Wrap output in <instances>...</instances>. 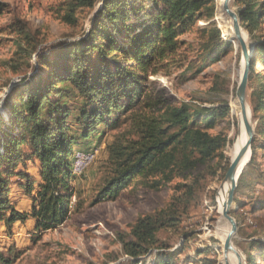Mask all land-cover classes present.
Here are the masks:
<instances>
[{
	"label": "trees",
	"instance_id": "obj_1",
	"mask_svg": "<svg viewBox=\"0 0 264 264\" xmlns=\"http://www.w3.org/2000/svg\"><path fill=\"white\" fill-rule=\"evenodd\" d=\"M221 2L218 0L217 16ZM101 3L86 36L44 53L37 72L13 87L3 105L8 115L5 120L0 115V222L9 235L17 223L32 220L35 232L43 233L70 219L74 202L78 206L80 198L74 185V152L99 135L101 127L124 131L107 147V172L95 205L117 200L136 180L147 189L160 190L215 159L226 161L224 170H229L224 151L230 140L209 132L230 116L227 103L214 109L189 103L172 106L147 94L150 77L179 66L187 45L181 37L191 31L197 30L201 36L199 58L203 64H216L233 52L234 43L222 38L221 30L228 35L227 30L213 21L217 0ZM234 3L243 28L254 40L249 88L257 125L248 165L255 168L258 153L264 152V39L257 35L264 28V0ZM76 6L93 9L95 0H77ZM145 8L146 19L132 24L131 17ZM8 9L0 2V18ZM201 21L208 23L205 28L198 26ZM17 32L21 40L33 39L25 27ZM32 167L37 173H31ZM248 173L244 170L239 179L234 202L246 188ZM216 174L214 170L212 176ZM201 179L178 184L167 209L139 217L130 233L119 237L127 264H148L149 256L153 259L150 264H177L183 251L168 252L170 247L159 233L180 226L184 214L197 202ZM14 186L30 201L29 211L17 209ZM261 193V198L251 200L252 215L264 211V190ZM260 223L249 235L247 264H264V221ZM193 261L188 259L190 264ZM12 263L0 248V264ZM203 263L217 264L208 259Z\"/></svg>",
	"mask_w": 264,
	"mask_h": 264
},
{
	"label": "rangeland",
	"instance_id": "obj_2",
	"mask_svg": "<svg viewBox=\"0 0 264 264\" xmlns=\"http://www.w3.org/2000/svg\"><path fill=\"white\" fill-rule=\"evenodd\" d=\"M0 2L9 7L8 12L0 18V115L5 120L8 114L3 105L12 88L37 72L41 56L44 53L48 55L51 48L83 39L102 3L101 0H95V7L92 9L77 7V0H0ZM231 7L238 12L239 8L234 0ZM146 12L147 8L133 15L131 23L138 25L143 22L146 19ZM217 13L218 0L216 20L213 21L217 26H223L224 21ZM207 24L201 21L198 26L205 28ZM21 27H25L34 40H21L17 32ZM221 32L224 40L234 43L231 54L216 64L209 62L203 64L199 58L201 36L197 30L191 31L181 37L187 45L183 49L179 66L150 77L147 94L151 99L162 98L172 106L189 103L197 107L214 109L227 103L231 108L230 116L220 120L217 127L209 132L213 135L221 133L230 140L224 151L230 166L232 155H229V151L231 148L234 150L239 138L238 118L233 116L231 106L238 100L237 88L243 62L241 47L237 41H232L224 31ZM247 35L245 33V39L254 46V40L248 32ZM257 35L264 39V28L261 34ZM35 47L38 49L33 50ZM29 53L31 57L28 56ZM258 68L262 69L261 66ZM247 95L250 101V88ZM253 124L255 129L257 122L254 119ZM123 131L101 127L99 135L75 150L94 151L97 158L74 182L80 193L79 203L77 206L75 200L72 215L63 225L52 231L36 233L34 222H30L23 226L15 225L12 235H9L4 223L0 222V248L13 260L12 264H127L128 258L124 255L119 237L129 234L131 226L139 217L167 209L176 194V186L190 183L191 179L196 177L202 178L197 188V202L193 203L187 214H184L178 228L161 231L159 238L170 247L168 252L183 251L177 264H190L188 262L190 258L194 260L192 264H204L203 261L206 259L211 263L216 261L217 264H227V260H231L216 234L220 220L217 211L218 190L227 175L224 170L226 161L215 159L208 166H200L184 176L176 177L160 190L147 189L136 180L117 200L94 204L107 172L105 166L107 147L117 140ZM255 162V168H249L247 165L245 170L249 173L246 188L238 192L237 200L230 208L231 216L237 223L234 245L245 260L247 245L251 240L249 235L255 229H259L260 222L264 221V211L256 215L249 213L251 200L261 198V192L264 190V152L258 153ZM211 168L217 171L216 175L212 176L214 170H209ZM30 171L33 174L37 173L34 167L30 168ZM13 190V196L18 197L15 201L17 209L21 212L29 211L30 201L23 194L18 195L16 187ZM224 222L230 230V224L226 220ZM147 259L148 264L152 263L153 259L150 256Z\"/></svg>",
	"mask_w": 264,
	"mask_h": 264
},
{
	"label": "bare ground",
	"instance_id": "obj_3",
	"mask_svg": "<svg viewBox=\"0 0 264 264\" xmlns=\"http://www.w3.org/2000/svg\"><path fill=\"white\" fill-rule=\"evenodd\" d=\"M226 0L222 1V11H220L219 16L221 18V20L224 21V23L222 22L223 26L225 27V29L228 32V35L235 37V29H234V25H233V21L231 20V18L223 11V4ZM231 2L232 0H227L229 9L233 12L236 13L235 8L231 7ZM219 18V19H220ZM218 20V19H217ZM221 23V22H219ZM247 35V34H246ZM248 36V35H247ZM247 41V43H249V41L247 39H245ZM238 46L240 47V45L238 44ZM232 109H233V113L234 115L238 118V126L239 127V131H240V137L239 140H237V143L234 146V150H232L231 153V160H233L241 146H244V159L243 162L241 164L240 167V171L239 173L247 168L248 163L250 162V138L252 135V130H253V125H250V127L244 132L243 129V125H244V121H243V117L241 115V110L239 108V101L235 100L232 104ZM251 117V113L250 110H248L247 112V117H246V122H248L250 120ZM238 130V128H237ZM74 159H73V164H74V174L76 177L81 176L82 174H84L85 170L92 165L96 158H97V153L91 150H87V151H77L74 153ZM229 190H230V184H229V178H226L224 180V182L220 185V189L218 190V213H219V223L216 229V234L218 235L219 240L222 243V247L224 250H226L227 254L229 255V257L231 258V260H227V256H226V260H227V264H240L238 256H237V252H236V248L234 245V239L231 235V232L229 230V227L225 226V220L223 221L222 218V213L223 210L225 209V204L227 201V197L229 194ZM229 223L231 224V226L234 227L235 221L234 219L232 220L229 219ZM229 258V259H230Z\"/></svg>",
	"mask_w": 264,
	"mask_h": 264
},
{
	"label": "water",
	"instance_id": "obj_4",
	"mask_svg": "<svg viewBox=\"0 0 264 264\" xmlns=\"http://www.w3.org/2000/svg\"><path fill=\"white\" fill-rule=\"evenodd\" d=\"M101 5L98 7V9L101 7ZM98 9H97V11H98ZM223 11L233 21V25H234V29H235V37L232 38V41L236 40L237 43L241 47L243 69L241 72L240 82H239L238 88H237V98L239 101L241 115H242L243 121H244L243 129L245 132L250 127V125H253L252 104H251V100L249 101L250 97L247 95V92L249 89V76H250V71H251V65L250 64H251V59H252V56L254 53V46L251 45V43L250 44L247 43V41L245 40V33L247 34V32L242 26V22H241V19H240L238 13H233L229 9L227 0L223 4ZM248 110H250L251 117H250V120L248 122H246ZM239 133H240V131H239ZM254 135H255V130H254V126H253L252 135L250 138V159H249V161L251 160V156H252V140H253ZM239 137H240V134H239ZM238 140H239V138H238ZM243 159H244V146H241L237 156L232 160L230 167H229V170L227 172V175L225 177V179L229 178L230 190H229V194H228L227 201L225 204V209L223 210L222 216L228 223H229V219H231V218H232V220L234 219L231 216V209L230 208L235 203L234 202L235 191L238 187L239 179H240L243 171L245 170L244 169L239 173ZM234 221H235V219H234ZM230 232H231V235L234 239L236 236V233H237L236 221H235L234 227L231 226V224H230ZM236 252H237V256H238L240 264H247L245 258L241 254V252L238 249H236Z\"/></svg>",
	"mask_w": 264,
	"mask_h": 264
},
{
	"label": "crops",
	"instance_id": "obj_5",
	"mask_svg": "<svg viewBox=\"0 0 264 264\" xmlns=\"http://www.w3.org/2000/svg\"><path fill=\"white\" fill-rule=\"evenodd\" d=\"M18 195H19V194H18ZM21 197H23V196H21ZM30 206H31V205H30ZM30 222L33 223V221L29 220L26 224H30ZM19 225L23 226L24 224H21V223H17V224H16V226H19Z\"/></svg>",
	"mask_w": 264,
	"mask_h": 264
}]
</instances>
